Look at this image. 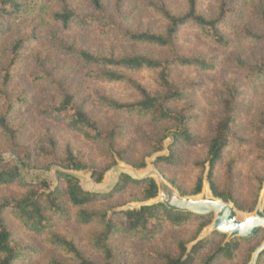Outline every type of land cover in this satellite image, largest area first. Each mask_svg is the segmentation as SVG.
I'll use <instances>...</instances> for the list:
<instances>
[{
	"label": "trees",
	"instance_id": "16d2710c",
	"mask_svg": "<svg viewBox=\"0 0 264 264\" xmlns=\"http://www.w3.org/2000/svg\"><path fill=\"white\" fill-rule=\"evenodd\" d=\"M88 3V9L81 10L67 0H60L61 7L48 13L49 20L65 30L76 27L104 39L119 41L124 45H119L123 49L113 47L109 52L99 49L93 51L53 36L55 49L65 60L83 71L86 78L123 84L133 92L134 96L128 100L97 92L95 103L113 111L117 117L125 115L128 119H137L156 127V134H144L147 142L152 145L151 151L140 161L130 160L129 145L119 149V141L123 140L125 134L123 129L129 127V122L114 119L106 126L91 107V96L81 93L80 84L73 80L68 81L66 77L53 76L57 63L46 69L44 62L34 57L36 72L31 80L47 83L51 90L42 100L30 95L13 96L11 87L15 73L23 61L22 49L25 41L21 38L9 42L7 60L0 67V128L15 140L20 128L14 127V123L22 113L27 115L31 111L43 118L64 123L88 141L105 147L112 154L113 164L117 162L115 156L136 169L146 167L147 158L153 155L156 166L162 162H177L181 156L175 152V147H179V142H190L194 138L188 125L190 117L180 107L188 99L190 91L186 83L175 77V72L190 67L203 71L215 68V63L207 58L184 52L180 45L181 33L186 28H193L220 47L230 48L232 39L224 31L229 17L233 14L229 1L219 0L214 13L203 11L204 0H185V9L180 13L165 3L156 5L154 8L164 23L161 30L124 26L123 0H117L114 6L110 5V0H88ZM49 6L50 0H0V35L9 30L11 23H20L31 13H43ZM258 11L264 28V8ZM243 31L244 36L252 41H264V32L258 33L249 27L243 28ZM137 48H147L150 51H138ZM234 59L236 66L246 72L250 80L264 81V58L256 63L247 62L239 56ZM145 72L151 73L157 90H151L138 78L137 74ZM218 103L221 111L208 142L206 157L196 161V165L203 170L208 168L206 180L212 195L229 203L233 200L232 194L218 188L214 174L235 136L234 124L239 112L238 89L234 86L228 88ZM258 128L264 130L263 112L258 118ZM47 133L53 148L51 152L60 160L55 171L57 181L54 184L47 180L25 178L23 169L32 164L31 152L26 156H6L0 150V185L20 183L25 189L20 196L0 195V264H19L20 258L28 257L24 250L26 246L17 242L14 237L10 217L17 219L27 231L41 237L47 244L61 250L67 258L52 257L46 264H124L117 257L113 243L115 238L126 234L153 240L168 226L183 228L192 224V221H196L197 230L191 239L177 240L179 253L155 251L149 253V258L158 264H218L220 261L234 260L244 243L256 240L258 234L264 231L260 230L250 238L236 236L227 240L228 235L219 231L199 238L201 232L212 224L214 217L175 211L162 202L148 203L159 194L158 184L152 177L135 178L129 172H121L108 190L90 191L82 186L74 171L89 170L93 180L101 183L105 172L112 166L100 168L92 161L86 162L75 155L70 147L66 149L64 157H59L56 141L49 131ZM168 138L172 141L167 147L168 153L164 154L162 151L165 150L164 144ZM41 148L47 152L45 147ZM204 179L205 177H200L190 192L181 191L173 182L172 185L182 196H196L202 193ZM228 181H232L231 176ZM256 181L259 183L261 195L264 191V176H256ZM131 186L139 187L141 193L139 196L130 197L126 203L141 202L140 207L123 209V204L111 203ZM233 204L237 210L241 209L237 203ZM61 220L75 221L81 225L87 243L101 258L88 256L74 239L57 232L55 227ZM217 236H221V240L216 244L214 239ZM261 243L247 247L245 252L248 260ZM28 249L33 250L32 247ZM256 264H264V250L259 254Z\"/></svg>",
	"mask_w": 264,
	"mask_h": 264
},
{
	"label": "rangeland",
	"instance_id": "374dc122",
	"mask_svg": "<svg viewBox=\"0 0 264 264\" xmlns=\"http://www.w3.org/2000/svg\"><path fill=\"white\" fill-rule=\"evenodd\" d=\"M67 1L81 10H87L89 7L88 0ZM116 1L110 0V5L114 6ZM218 1L204 0L203 11L214 13ZM228 1L233 14L229 17V22L224 27V31L232 39L230 48L220 47L193 28H186L181 33L180 45L184 52L207 58L210 62L215 63V68L210 71H203L190 67L181 68L175 72V77L186 83L188 91H190L188 99L183 101L180 107L184 108L190 117L188 125L194 138L190 142H179V147H175V152L181 156V159L177 162H162L156 166L153 163L155 158V155H153L147 158L146 167L136 169L115 156L117 162L113 164L112 154L105 147L88 141L64 123L43 118L31 111L27 115L25 112L22 113L19 120L14 123V127L20 128L15 140L11 139L0 128V150L6 156L9 154L26 156L28 152H31L32 164L29 168L23 169L25 178L36 181L47 180L54 184L57 181L55 171L59 167L60 160L51 152L53 148L47 133L49 131V134L56 141L59 157H64L66 149L70 147L75 155L86 162L92 161L100 168L112 166L105 172L101 183L93 180L89 170L74 171L79 176L82 186L90 191L108 190L121 172L141 176L153 173L155 170L162 176L164 175L166 177L163 176L164 179L169 184L172 185L173 182L177 188L186 192H190L195 188L200 177H205L203 189L207 188L209 195H212L206 180L208 168L206 170L198 168L196 161L203 160L206 157L208 142L213 135L216 120L221 111L218 103L219 98L228 88L234 86L239 91V112L237 121L234 124L235 136L216 167L214 180L220 190L229 191L232 194L233 200L229 203L233 204L235 202L241 207L237 210L241 219L253 213L251 211L256 208L261 192L256 176H264V130L258 128V118L262 112L264 113V81L250 80L246 72L236 66L234 58L239 56L250 63H256L264 58V41H252L244 36L243 31V28L249 27L258 33L264 32L258 11V9L264 8V0ZM164 3L178 13L183 12L185 9V0H123V25L132 29L161 30L164 23L154 7ZM60 7V0H50L47 11L31 13L20 23H11L8 26L9 30L0 35V67L7 60L9 42L15 38H21L25 41L22 49V65L15 73L11 94L15 97L20 94L22 97L30 95L37 100H42L45 95L51 93V90H49V84L31 80L32 75L36 72L34 57L42 60L46 69L57 63L58 66L54 68L53 76L55 78L66 77V80H73L76 84H80L81 93L91 96V107L106 126L114 119L124 123L129 122V127L123 129L125 134L123 140L119 141V149L121 150V148L129 145L128 155L130 158L127 155L125 157L135 162L140 161L152 149V145L147 142L144 134H156V127L137 119H128L129 117L125 115L117 117L113 111H109L95 103L97 92L111 94L125 100L131 99L134 96L133 92L123 84L86 78L83 71L65 60L57 52L52 37H61L79 47H85L93 51L99 49L103 52H109L113 47L119 49L121 43L101 38L76 27L65 30L60 25L51 22L48 13ZM137 50L150 51L147 48H137ZM137 76L151 90H157L158 87L151 79V73H140ZM1 78L2 71L0 68V80ZM1 108L0 103V110ZM171 141V138L166 140L165 150L162 153H168L169 149L167 147ZM41 147H45L47 152L43 151ZM229 176L232 178L231 182L228 181ZM24 191L25 189L20 183L0 185V195L2 196L11 194L20 196ZM140 193L141 189L139 187L131 186L126 193L111 203L123 204L124 206L121 207L123 209L138 208L141 206V202H126L130 197L139 196ZM206 216H212L213 218L214 214ZM9 222L14 229L16 241L26 246L24 250L28 257L25 259L20 258L19 264H46V261L52 257L67 259L61 250L52 247L41 237L27 231L14 217H10ZM208 227L201 232L199 238L213 232L207 230ZM55 230L68 238L74 239L88 256L94 259L101 258L100 254L87 243L84 228L77 222L61 220L56 224ZM196 230V221H192V224L183 228L168 226L161 230L153 240H144L132 235L122 234L115 238L113 243L118 259L124 264H158V262L149 258L150 252L171 251L179 253L177 240L191 239ZM220 240L221 236L214 239L216 244ZM261 242H264V231L258 234L256 240L244 243L234 260L220 261L218 264H249L252 258L250 257L248 260V254L245 252L247 247L256 246ZM29 247H32L33 250L28 249Z\"/></svg>",
	"mask_w": 264,
	"mask_h": 264
},
{
	"label": "water",
	"instance_id": "95a60500",
	"mask_svg": "<svg viewBox=\"0 0 264 264\" xmlns=\"http://www.w3.org/2000/svg\"><path fill=\"white\" fill-rule=\"evenodd\" d=\"M131 175L135 178L152 177L156 180L159 194L148 203L162 202L175 211L191 212L200 216L214 214V220L207 230L227 234V240L236 236L250 238L264 229V193L261 194L255 211L241 219L233 204L209 195L207 188H204L202 194L198 197L182 196L155 170L153 173L141 176ZM263 250L264 242L253 253L249 264H256L257 258Z\"/></svg>",
	"mask_w": 264,
	"mask_h": 264
}]
</instances>
